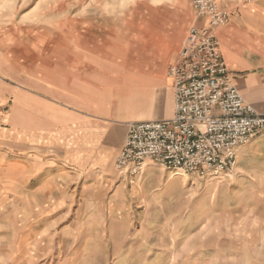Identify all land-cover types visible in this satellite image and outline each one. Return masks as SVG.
<instances>
[{"label": "rangeland", "instance_id": "1", "mask_svg": "<svg viewBox=\"0 0 264 264\" xmlns=\"http://www.w3.org/2000/svg\"><path fill=\"white\" fill-rule=\"evenodd\" d=\"M192 4L0 0V36L27 45L14 49L19 68L29 62L31 85L51 87L59 60L76 58L85 73L84 47L75 58L55 51L58 27L69 33L63 39L84 45L92 32L94 40L109 38L97 30L111 21L105 17H121V69L140 75L169 66L172 51L179 53L197 23ZM0 81L21 85L4 74ZM38 107L0 103V264H264V147L240 156L232 175H174L151 164L148 176L131 183L117 169L118 152L81 139L82 121L77 129L70 105L49 106L44 120ZM105 127L95 121V139Z\"/></svg>", "mask_w": 264, "mask_h": 264}, {"label": "crops", "instance_id": "2", "mask_svg": "<svg viewBox=\"0 0 264 264\" xmlns=\"http://www.w3.org/2000/svg\"><path fill=\"white\" fill-rule=\"evenodd\" d=\"M226 1L231 9V21L217 29L222 55L233 73L235 85L246 101L264 114V0ZM193 10L196 12L194 6ZM104 19L111 21L102 22L97 30L109 34V38L94 40L92 32V37H87L84 45H79L76 39H63L61 34L67 36L69 33H62V26L58 27L60 37L55 42V51L68 50L75 58L79 46L84 47L85 73L79 74L76 58L65 64L59 60V63L54 64L56 74L51 87L40 82L31 85L29 62L22 61L20 69L17 50L14 52V49L27 45L21 43L15 47L7 40L4 43L0 36V73L7 80L21 79L20 87L13 82L0 81V103L11 100L13 103L20 101L29 104L36 101L41 113L38 119L42 120L47 118L45 114L49 106L68 104L71 107L70 119L76 122L77 129V122L82 121L79 135L86 144L100 142L106 154L113 151L119 154L130 122L165 120L175 115V89L168 76L169 66L156 70H137L143 73L140 75L125 74L126 69H121V17ZM208 22V18L197 15L195 26L204 27ZM95 55L101 57V63H95ZM177 55V50L172 51L171 63ZM106 56L114 58L106 60ZM62 71L68 72V75L57 74ZM53 108L61 110V107ZM23 113L25 118L30 117L28 106ZM95 121L107 123V127L101 130L96 128L101 133L97 135L98 139H95L94 134ZM257 146L264 147V134L241 148L238 158ZM152 169L153 166H149L147 176Z\"/></svg>", "mask_w": 264, "mask_h": 264}, {"label": "built area", "instance_id": "3", "mask_svg": "<svg viewBox=\"0 0 264 264\" xmlns=\"http://www.w3.org/2000/svg\"><path fill=\"white\" fill-rule=\"evenodd\" d=\"M193 6L209 22L191 27L168 67L175 115L128 124L116 166L131 183L141 181L151 164L202 177L232 175L240 149L264 134V114L237 88L220 49L217 29L231 21L229 5L193 0Z\"/></svg>", "mask_w": 264, "mask_h": 264}, {"label": "bare ground", "instance_id": "4", "mask_svg": "<svg viewBox=\"0 0 264 264\" xmlns=\"http://www.w3.org/2000/svg\"><path fill=\"white\" fill-rule=\"evenodd\" d=\"M171 172H173L174 175H181L182 174L179 170H172ZM169 187H170V184L167 186V188H166L167 190L165 189V191H168Z\"/></svg>", "mask_w": 264, "mask_h": 264}]
</instances>
